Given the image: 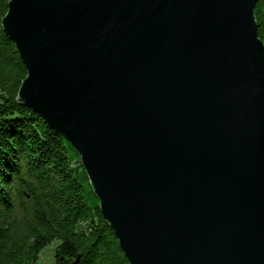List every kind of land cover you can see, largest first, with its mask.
Here are the masks:
<instances>
[{"label": "water", "instance_id": "obj_1", "mask_svg": "<svg viewBox=\"0 0 264 264\" xmlns=\"http://www.w3.org/2000/svg\"><path fill=\"white\" fill-rule=\"evenodd\" d=\"M257 2L8 3L18 101L77 148L131 264H264Z\"/></svg>", "mask_w": 264, "mask_h": 264}, {"label": "trees", "instance_id": "obj_2", "mask_svg": "<svg viewBox=\"0 0 264 264\" xmlns=\"http://www.w3.org/2000/svg\"><path fill=\"white\" fill-rule=\"evenodd\" d=\"M9 1L0 0V264H37L55 240L50 264H131L77 148L18 101L27 69L2 27ZM255 14L264 43V0Z\"/></svg>", "mask_w": 264, "mask_h": 264}, {"label": "rangeland", "instance_id": "obj_3", "mask_svg": "<svg viewBox=\"0 0 264 264\" xmlns=\"http://www.w3.org/2000/svg\"><path fill=\"white\" fill-rule=\"evenodd\" d=\"M59 240H55L49 245H47L40 254V258L37 262V264H50L54 261L55 257V248L58 245Z\"/></svg>", "mask_w": 264, "mask_h": 264}]
</instances>
